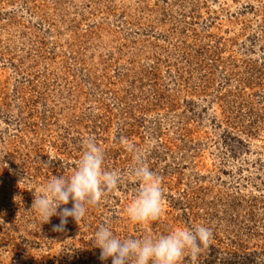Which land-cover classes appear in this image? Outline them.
Returning a JSON list of instances; mask_svg holds the SVG:
<instances>
[{"label":"rangeland","instance_id":"rangeland-1","mask_svg":"<svg viewBox=\"0 0 264 264\" xmlns=\"http://www.w3.org/2000/svg\"><path fill=\"white\" fill-rule=\"evenodd\" d=\"M87 138L122 179L55 232L34 190L69 177ZM137 154L164 195L142 224ZM101 224L203 225L209 245L180 264H264V0H0V264H112Z\"/></svg>","mask_w":264,"mask_h":264},{"label":"clouds","instance_id":"clouds-1","mask_svg":"<svg viewBox=\"0 0 264 264\" xmlns=\"http://www.w3.org/2000/svg\"><path fill=\"white\" fill-rule=\"evenodd\" d=\"M83 147L69 177L54 176L33 193L31 210L37 213L42 224L48 223L52 216L60 217V223L52 227L55 232L65 230L69 217L78 224L84 218L87 206L96 205L104 195L115 190L122 179L120 172L105 168L104 151L94 139H85ZM129 173L138 181L139 187L126 208L128 218L141 224L157 220L162 213L164 199L159 176L147 166L141 154L136 155ZM70 201L71 208L60 207ZM212 236L210 228L199 225L176 228L156 238L121 239L110 227L101 224L94 233L93 244L101 249L99 258H111L112 264H180L185 253L195 259L202 248L209 245Z\"/></svg>","mask_w":264,"mask_h":264}]
</instances>
